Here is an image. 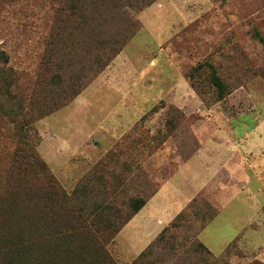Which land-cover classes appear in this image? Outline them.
Returning <instances> with one entry per match:
<instances>
[{"label": "rangeland", "instance_id": "1", "mask_svg": "<svg viewBox=\"0 0 264 264\" xmlns=\"http://www.w3.org/2000/svg\"><path fill=\"white\" fill-rule=\"evenodd\" d=\"M51 4L0 0V51L16 69L34 71L39 66ZM129 13L139 21L140 31L74 102L37 122L39 136L30 139L34 149L69 193L93 170H100L109 185L119 177L127 189L125 201L154 193L151 201L160 191L154 198L164 223L160 233L154 239L148 235L147 228L156 224H141L138 230L125 226L107 246L117 264H132L200 196L217 208L218 216L198 236L195 219L191 228L180 222L166 232V238L175 236L170 242L175 247L159 250L158 264H257L236 239L247 219L258 218L264 206V0H159ZM206 61L216 65L231 89L217 103L206 88L208 105L190 91L187 77ZM172 105L185 113V136L195 135L201 153L184 151L180 139H164ZM156 106L159 110L153 112ZM108 120H116L117 126L109 127ZM71 124L73 129L93 128L87 141L73 138ZM4 127L0 122L6 133L0 134V170L8 166L18 142ZM114 127L123 142L115 141L118 133L111 141ZM57 134L63 143L56 142ZM176 134L181 136L180 131ZM100 184L91 181L89 190H100ZM200 243L212 249L213 258ZM231 243L240 253L226 263L214 262Z\"/></svg>", "mask_w": 264, "mask_h": 264}, {"label": "trees", "instance_id": "2", "mask_svg": "<svg viewBox=\"0 0 264 264\" xmlns=\"http://www.w3.org/2000/svg\"><path fill=\"white\" fill-rule=\"evenodd\" d=\"M158 1L50 0V25L43 23L46 36L39 66L34 71L18 70L0 51V122L18 139L8 166L0 170V264H117L107 246L155 194L122 200L124 183L115 177L117 182L109 185L100 170H93L69 193L30 139L39 136L37 122L74 102L137 35L141 25L129 10H145ZM187 77L207 105L206 88L217 103L231 93L211 61L194 67ZM158 110L159 106L153 108ZM168 117L164 139H180L184 151L196 153L200 143L195 135L185 136L189 130L185 113L172 105ZM0 134L6 133L0 130ZM91 181L101 183L100 190H89ZM146 188L140 189L143 195ZM218 214L204 196L195 198L177 215L172 228L165 229L132 264H158L159 250L175 247L170 243L175 236L166 238V232L177 229L180 222L191 228L195 219L194 236H198ZM197 246L213 258L203 243ZM237 253L231 243L214 262L226 263Z\"/></svg>", "mask_w": 264, "mask_h": 264}, {"label": "crops", "instance_id": "3", "mask_svg": "<svg viewBox=\"0 0 264 264\" xmlns=\"http://www.w3.org/2000/svg\"><path fill=\"white\" fill-rule=\"evenodd\" d=\"M190 91L192 93H194L193 90L190 89ZM108 121H109V123H107V125H109V127L111 125H114V126L116 125L117 126V124H116L117 122H115L116 120H108ZM74 125L80 126V124L78 122H75ZM74 125L71 124V128L74 127ZM84 126L85 125H82L81 128H79V129H73L72 128L71 131H72V133H74L72 135L73 138H82V139L84 138L85 141H87L86 139H87L89 133L92 134V129L93 128L92 127L91 128L89 127L88 129H84ZM115 128L116 127H114L112 131H116V129H117V131L115 133H113V135H112V131L110 132V134H111L110 135L111 136V141L113 139V136L118 135L119 132H121V131L118 130V128H116V129ZM122 136H123L122 133L119 134L115 141H118ZM64 141H65L64 137L63 136H60V134H57V136H56V142L61 144V142L63 143ZM56 148L59 150V146L58 145H57ZM201 151H202V148L200 149L199 153H201ZM46 162L48 163L47 160H46ZM64 167H65V165H64ZM62 170H65V169L63 168ZM159 193H160V191L157 193V195ZM156 196L154 198H156ZM154 198H153V200L149 201L131 219V221L127 224V225L132 224L133 225V228L134 229H137V230H138L137 227L138 226H141V224H146V225H153V224L155 225L156 224L153 227L150 226V227L147 228V232H149L148 235H150L151 238H153V239L160 233V230H161L162 226L164 225L163 220H162V218L160 216L161 214H159L160 211L156 210V208L154 206L156 204V202L154 201ZM258 214H261V215L258 216V218H256V217L248 218L247 219L248 220V223L246 224L247 226H244L243 227L242 232L247 231L249 233L247 235L248 237L245 236V233H242L241 232L240 236L236 240L239 241V244L241 245V248H244L245 251L249 252V255L252 257V259H251L252 262H256L257 264H264V206H262V208H260L258 210ZM151 233H154V234H151ZM153 239H151V240H153ZM149 243H150V241H147L145 243V245H144V248ZM207 248L212 252V249L210 247H207Z\"/></svg>", "mask_w": 264, "mask_h": 264}]
</instances>
